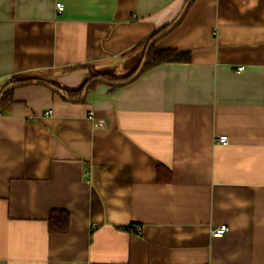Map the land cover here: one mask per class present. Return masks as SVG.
Returning a JSON list of instances; mask_svg holds the SVG:
<instances>
[{
	"label": "crops",
	"instance_id": "0c3cea01",
	"mask_svg": "<svg viewBox=\"0 0 264 264\" xmlns=\"http://www.w3.org/2000/svg\"><path fill=\"white\" fill-rule=\"evenodd\" d=\"M185 1L0 0V90L127 75ZM155 45L191 60L0 107V264H264V0H194Z\"/></svg>",
	"mask_w": 264,
	"mask_h": 264
},
{
	"label": "trees",
	"instance_id": "16d2710c",
	"mask_svg": "<svg viewBox=\"0 0 264 264\" xmlns=\"http://www.w3.org/2000/svg\"><path fill=\"white\" fill-rule=\"evenodd\" d=\"M168 26H169V24L162 27L159 31H157L151 37H149L148 39L143 41V43L141 44V46L143 48L141 59L139 60L137 66L131 71V73L124 75V76H119L116 74H108V73L101 72V71H93L90 73V75L86 79L84 85L80 89H78V90H66L65 88L59 87V89H60L59 92L61 94H66L69 97L79 96L82 94L85 85L92 78L98 77V76H101L105 80L113 83V85L115 87L122 85L123 83L118 84V82L127 79L128 77H130L135 72V70L138 68V66H139V64H140V62H141V60L145 54L146 47H147L148 43L150 42V40L155 35H157L161 31L165 30ZM155 44H156V42L151 46V48L147 54L146 63H145V66H144L142 73L144 71L154 67V66H157V65L165 63V62H189L191 60V52L188 50H179L176 48H157ZM20 80H23V79L13 78L6 85H8L11 82H16V81H20ZM96 83L97 82H92L89 85L87 91H89ZM1 91H2V89L0 90V93H1ZM12 91H13V89H10L4 93V95L1 99V102H0V107L11 100L10 96H11ZM158 174H159V177L161 175V178H160L161 180H164V179L167 181L171 180V172L169 169H166L165 167L159 166L158 167ZM69 221H70V216L66 210H63V209L53 210L50 214V217H49V228L53 232H65L69 228Z\"/></svg>",
	"mask_w": 264,
	"mask_h": 264
},
{
	"label": "water",
	"instance_id": "95a60500",
	"mask_svg": "<svg viewBox=\"0 0 264 264\" xmlns=\"http://www.w3.org/2000/svg\"><path fill=\"white\" fill-rule=\"evenodd\" d=\"M194 0H186L180 13L178 14V16L169 24V26L161 31L160 33H158L157 35H155L151 40L150 42L148 43L147 47H146V50H145V54L138 66V68L135 70V72L130 76L128 77L127 79L123 80V81H120L118 82L119 83H127V82H130L132 80H134L136 77H138L141 72L143 71L144 69V66H145V63H146V58H147V54L151 48V46L156 42L157 39H159L160 37L166 35L167 33H169L183 18V16L185 15L186 11L188 10L189 6L191 5V3L193 2ZM104 78L101 77V76H98V77H94L92 78L84 87V90L82 92V94L77 98V99H83L85 96H86V93H87V89L89 87V85L92 83V82H97V81H103ZM44 84V85H47L49 87H51L52 89L56 90V91H59V88L54 85L53 83L49 82V81H46V80H43V79H29V80H20V81H16V82H11L9 83L8 85H6L1 93H0V102H1V99L4 95V93L10 89H14L16 87H19V86H23V85H28V84Z\"/></svg>",
	"mask_w": 264,
	"mask_h": 264
},
{
	"label": "built area",
	"instance_id": "2783aa9c",
	"mask_svg": "<svg viewBox=\"0 0 264 264\" xmlns=\"http://www.w3.org/2000/svg\"><path fill=\"white\" fill-rule=\"evenodd\" d=\"M56 7L57 10L59 11H63L65 6L62 2H57L56 3ZM239 69H242L241 67ZM53 112V110H48L47 114H51ZM89 116L91 118L94 117V112L91 111ZM100 127H103L105 125V120L104 119H99L98 123H97ZM229 140L228 135L224 134V135H220L217 137V141L221 142V143H227ZM229 230V227L227 225H220L218 227H215L211 230V233L213 236H222L224 235L227 231ZM136 231L137 233H141L142 232V228L140 226L136 227Z\"/></svg>",
	"mask_w": 264,
	"mask_h": 264
}]
</instances>
